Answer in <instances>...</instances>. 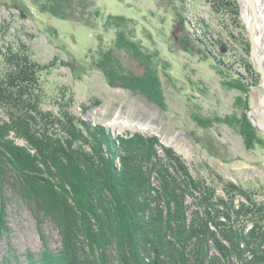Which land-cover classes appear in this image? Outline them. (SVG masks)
I'll list each match as a JSON object with an SVG mask.
<instances>
[{"label":"rangeland","instance_id":"obj_1","mask_svg":"<svg viewBox=\"0 0 264 264\" xmlns=\"http://www.w3.org/2000/svg\"><path fill=\"white\" fill-rule=\"evenodd\" d=\"M93 1L102 15L95 18L92 25H87L51 14L41 16L31 0H0V74L9 71L10 64L5 60L7 50L21 45L39 62L55 63L43 72L37 86L43 109L57 115L70 111L74 124L87 136L81 120L92 127H105L114 137L141 135L156 142L154 145L146 142V147L156 149L165 160L166 149L181 157L192 176L215 186V195L227 196L223 178L258 190L256 197L263 201L264 149L247 146L239 122L245 112L264 135V83L252 60L249 19L240 0H237L239 21L210 0ZM261 7L264 9V0ZM109 14L129 18L124 19L126 29L150 50L149 68L156 87L126 79L130 74L139 76L148 72L126 51L118 50L116 54L125 68L124 84L113 85L105 72L94 66L100 54L116 46L117 32L111 25H105ZM185 36L202 42L214 59L200 53L196 47L201 43L194 42L193 51L181 45V38ZM74 59L82 60L87 70L77 71L78 63ZM247 63H251L253 69L248 68ZM222 68L234 73L232 76L241 75L250 86L249 92L227 86ZM255 72L259 77L256 81ZM7 114L0 109L2 126L10 123ZM58 128L60 132V124ZM3 134L0 132V166L7 168L3 173L13 174L9 166L15 168L16 164L8 147L15 144L28 147L32 153L35 150L14 130ZM87 148L90 149L89 144ZM4 151L7 152L5 157ZM141 163L151 171L152 190L148 194L151 199L155 198L161 190L159 164L155 166L154 162L145 160ZM117 164L120 165L119 160ZM13 176L18 184L8 181L4 182L5 187L0 186V204L2 194L8 201L7 219H3L10 227L9 234L0 241V264H8L9 260L27 263L28 253L38 257L47 248L58 252L64 246L56 220L23 196L19 186L31 188V184L23 180V176ZM182 193L189 214L199 208L197 198L190 192ZM241 200L245 197L239 195L236 202ZM85 247L90 250L87 244ZM90 251L89 257L96 259L98 252Z\"/></svg>","mask_w":264,"mask_h":264},{"label":"trees","instance_id":"obj_2","mask_svg":"<svg viewBox=\"0 0 264 264\" xmlns=\"http://www.w3.org/2000/svg\"><path fill=\"white\" fill-rule=\"evenodd\" d=\"M210 1L229 12L234 20H240L237 0ZM31 3L41 16L51 14L87 25L102 15L93 0H31ZM125 18L129 19L117 14L105 18V25H111L117 32L116 46L100 54L94 66L103 70L113 85L124 84L125 68L116 54L118 50L126 51L148 70L139 76L130 74L126 79L154 88L150 50L126 29ZM181 23L185 27L184 21ZM194 42L201 43L196 48L211 58V51L198 39L181 38V45L191 51L196 46ZM247 45L250 50L248 41ZM7 51L5 60L10 67L0 74V109L8 113L10 123L0 124V132L8 135L14 130L35 150L32 153L28 147L12 144L8 150L16 166L9 167L14 175L22 177L26 173L22 179L31 188L18 185L23 196L56 220L64 244L58 252L47 248L38 257L28 253L27 263L9 260L8 264H264V200L257 199L258 190L222 178L227 196H217L215 186L192 176L181 157L171 150L166 149L165 160L156 149L147 148L146 142L156 143L150 139L141 135L114 137L105 127H92L81 120L88 132V136L84 135L74 124L70 111L57 115L41 107L37 92L40 76L55 63L39 62L21 45ZM76 60V70L86 71L87 65ZM247 66L253 69L251 63ZM222 70L227 86L249 92L250 86L241 75L232 76L230 70ZM256 75L255 81L258 72ZM242 116L239 122L245 143L249 148L264 149V135L245 112ZM6 153L3 152L4 157ZM144 160L160 167L157 172L161 190L152 199L148 194L152 190L151 171L146 170L147 165L143 168ZM155 166L152 168L156 169ZM4 168L7 169L0 166V186L5 187L4 182L8 181L18 184L16 177L11 178L13 174L3 173ZM182 192H190L197 198L199 208L190 214ZM239 195L245 200L236 202ZM7 203L2 194L0 241L10 232L7 220L3 219H7ZM84 243L98 252L96 259L89 257L91 251L86 250Z\"/></svg>","mask_w":264,"mask_h":264},{"label":"water","instance_id":"obj_3","mask_svg":"<svg viewBox=\"0 0 264 264\" xmlns=\"http://www.w3.org/2000/svg\"><path fill=\"white\" fill-rule=\"evenodd\" d=\"M242 8L249 15L247 29L250 35L252 46V60L256 70L261 74V81L264 83V18L259 0H240ZM256 32H259L257 39ZM264 106V97L262 98Z\"/></svg>","mask_w":264,"mask_h":264},{"label":"bare ground","instance_id":"obj_4","mask_svg":"<svg viewBox=\"0 0 264 264\" xmlns=\"http://www.w3.org/2000/svg\"><path fill=\"white\" fill-rule=\"evenodd\" d=\"M263 0H259V2H260V4H261V2H262ZM262 11H263V13H264V9H262ZM248 15V14H247ZM244 17L246 18V12H244ZM262 17L264 18V15H262ZM248 19H249V15H248ZM256 35H257V39L260 37L259 36V34L258 33H256ZM114 125H115V123H114ZM116 126V125H115ZM125 127V126H124ZM121 129V128H120ZM97 180V179H96ZM99 183V182H98Z\"/></svg>","mask_w":264,"mask_h":264}]
</instances>
